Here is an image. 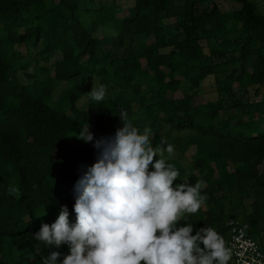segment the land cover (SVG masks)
Wrapping results in <instances>:
<instances>
[{
  "label": "trees",
  "instance_id": "16d2710c",
  "mask_svg": "<svg viewBox=\"0 0 264 264\" xmlns=\"http://www.w3.org/2000/svg\"><path fill=\"white\" fill-rule=\"evenodd\" d=\"M221 1L187 0L169 25L178 0H0V264H42L52 251L62 262L67 245L37 253L33 236L62 205L75 223L74 185L100 155L95 140L123 126L120 110L152 129L154 146L170 137L189 157L167 161L176 183L204 182L203 206L180 226L212 227L229 247L230 189L251 202L250 235L264 234V12L257 0H227L230 11ZM211 76L216 100L177 97ZM92 84L106 87L102 102L87 96Z\"/></svg>",
  "mask_w": 264,
  "mask_h": 264
},
{
  "label": "clouds",
  "instance_id": "9594fccd",
  "mask_svg": "<svg viewBox=\"0 0 264 264\" xmlns=\"http://www.w3.org/2000/svg\"><path fill=\"white\" fill-rule=\"evenodd\" d=\"M106 92L92 84L86 94L99 103ZM119 116L123 126L95 140L100 155L74 185L75 223L62 205L55 222L34 234L37 253L40 245H67L60 264H229L231 249L214 228L193 234V224L180 226L203 206L204 182L176 183L179 170L167 162L174 146L163 140L154 146L150 127L141 131L124 110ZM77 138L87 143L94 136L86 125ZM60 256L52 251L42 264H58Z\"/></svg>",
  "mask_w": 264,
  "mask_h": 264
},
{
  "label": "rangeland",
  "instance_id": "374dc122",
  "mask_svg": "<svg viewBox=\"0 0 264 264\" xmlns=\"http://www.w3.org/2000/svg\"><path fill=\"white\" fill-rule=\"evenodd\" d=\"M121 3L125 2L126 0H119ZM187 0H178L176 8H174L173 10H171L168 13H164V20L167 24L169 25H173L176 23L177 20V7L182 5L183 3H185ZM260 2V9L262 12H264V0H257ZM220 8L223 11H230V10H234L237 9L238 6L231 2V1H221L220 2ZM101 32H103L104 35L106 36H112L114 35V32L108 31L103 29ZM206 52H208V46L206 44H204ZM59 59V56H56L52 62L49 65H44L48 68L53 69V64L55 63V61H57ZM30 72H33V67L31 68ZM20 76H23L22 73H20ZM26 80V78H25ZM262 92L264 93V88H262ZM186 94H190L192 96H194L196 99V102H202L203 99H207L210 101L216 100L218 98V94L216 93V85H215V78L213 76L208 77L204 82H202L201 86L198 89L192 90L190 88V86L187 83H183V90L180 91V93L177 94V97H181L184 96ZM237 96L239 98H241L244 101H252L253 97H250L249 94H245L244 91H239L237 92ZM260 97L256 98V101H260ZM87 104V101L84 99L81 101V106L85 107ZM245 119H248L247 117ZM168 142L167 144H172L174 146V154L170 157L167 158V161L169 160H181L183 164H187V160H189V157H187L186 159L183 158L180 150L177 148V146L174 143V139L168 137ZM165 156L167 157V153H165ZM225 203L228 206V208L233 212V215L235 217V219H238L240 221L244 220V216L246 214H249L251 212V202L249 201H245L243 203L240 202L239 196L237 194V192L235 190H230L227 189L226 191V195H225ZM254 239L258 242V244L260 245L261 250L264 252V234L261 235H256L253 236Z\"/></svg>",
  "mask_w": 264,
  "mask_h": 264
},
{
  "label": "built area",
  "instance_id": "2783aa9c",
  "mask_svg": "<svg viewBox=\"0 0 264 264\" xmlns=\"http://www.w3.org/2000/svg\"><path fill=\"white\" fill-rule=\"evenodd\" d=\"M230 228L229 248L234 264H264V252L253 236L238 219L228 221Z\"/></svg>",
  "mask_w": 264,
  "mask_h": 264
}]
</instances>
